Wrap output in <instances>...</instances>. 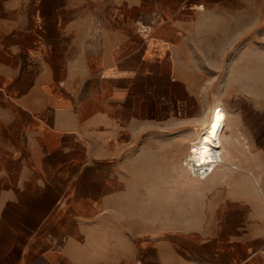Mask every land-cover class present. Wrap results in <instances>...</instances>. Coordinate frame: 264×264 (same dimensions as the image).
Returning <instances> with one entry per match:
<instances>
[{"label": "crops", "instance_id": "crops-1", "mask_svg": "<svg viewBox=\"0 0 264 264\" xmlns=\"http://www.w3.org/2000/svg\"><path fill=\"white\" fill-rule=\"evenodd\" d=\"M232 1L0 0V89L12 90L0 93V264H143L139 233L126 231L132 221L115 204L124 196L93 174L95 161L121 152L107 143L105 106H156L159 85L193 94L190 76L165 64L126 65L127 52L145 59L162 40L166 54L181 41L199 55L193 41L215 40L203 37L214 33L206 27L221 23L218 11ZM109 2L128 3L136 15L95 16ZM165 9L182 11L165 18ZM215 105L227 121L213 171H224L199 225L200 250L152 235L151 264H264V100H235L228 112Z\"/></svg>", "mask_w": 264, "mask_h": 264}, {"label": "rangeland", "instance_id": "rangeland-1", "mask_svg": "<svg viewBox=\"0 0 264 264\" xmlns=\"http://www.w3.org/2000/svg\"><path fill=\"white\" fill-rule=\"evenodd\" d=\"M231 4L232 8L218 11L221 23L206 27L214 33L211 31L213 34L206 33L203 37H215V40L193 41L202 45L195 51L199 55H188L181 41L173 45L177 51L166 54L164 48L168 43L162 40H155L159 50H150L145 59L140 52H127L123 62L126 65L165 64L175 76L177 72L190 76L193 94L177 83L172 90L159 85L156 106L134 105L133 100L105 106L102 122L107 143L115 148L120 146L121 152L110 153L104 161H95L93 174L108 178L109 191L124 196L121 197L124 200L115 204H120L124 218L132 221L125 224L126 231L139 233L140 248L135 257L141 258L143 264H151L152 235L158 239L179 238L191 251L200 250L199 225L208 219L204 213L208 212L206 206L213 198L214 179L224 170L213 171L205 180L198 178L186 162L190 148L213 113L225 111L221 105H215L217 102L228 112L235 100H264V0L255 3L233 0ZM117 5L109 2L95 6V16L136 15L137 11L128 3L125 8L120 4L117 9ZM181 11L165 9L161 15L180 16ZM172 27L162 24L159 29L168 32ZM11 91L10 85H5L0 89L2 98ZM14 91L19 94L22 89ZM2 100L0 111L5 108ZM94 189L95 195H100L101 186L95 184ZM93 206L99 212L100 200H94Z\"/></svg>", "mask_w": 264, "mask_h": 264}, {"label": "bare ground", "instance_id": "bare-ground-1", "mask_svg": "<svg viewBox=\"0 0 264 264\" xmlns=\"http://www.w3.org/2000/svg\"><path fill=\"white\" fill-rule=\"evenodd\" d=\"M226 121L227 114L225 111L222 109L215 111L204 131L197 141L192 144L188 160H191L198 170L204 168L206 164H212L213 161L220 160L219 148L223 144L222 134Z\"/></svg>", "mask_w": 264, "mask_h": 264}, {"label": "built area", "instance_id": "built-area-1", "mask_svg": "<svg viewBox=\"0 0 264 264\" xmlns=\"http://www.w3.org/2000/svg\"><path fill=\"white\" fill-rule=\"evenodd\" d=\"M222 153L221 151V147L219 148V155ZM188 167L190 168L192 174L196 175V176H200V177H206L207 175H209L213 169L215 168V166L220 162V160H215L212 162V164H206L204 168H202L201 170H198L194 163L191 160H186Z\"/></svg>", "mask_w": 264, "mask_h": 264}]
</instances>
